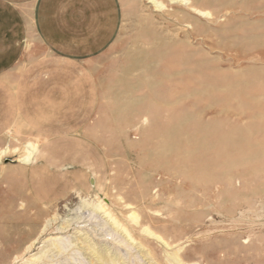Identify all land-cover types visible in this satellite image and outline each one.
I'll list each match as a JSON object with an SVG mask.
<instances>
[{"label": "rangeland", "instance_id": "rangeland-1", "mask_svg": "<svg viewBox=\"0 0 264 264\" xmlns=\"http://www.w3.org/2000/svg\"><path fill=\"white\" fill-rule=\"evenodd\" d=\"M118 9L87 55L0 17V264H264V0Z\"/></svg>", "mask_w": 264, "mask_h": 264}, {"label": "crops", "instance_id": "crops-1", "mask_svg": "<svg viewBox=\"0 0 264 264\" xmlns=\"http://www.w3.org/2000/svg\"><path fill=\"white\" fill-rule=\"evenodd\" d=\"M92 10L78 22H90L96 26L89 27L88 32H77L65 35L64 22H75L73 16L65 14L77 3ZM33 4L37 7L36 21L40 25L43 38L54 48L68 53L94 54L102 50L114 37L119 22L118 0H0V17L4 13L20 21L31 14ZM66 16L68 18H66ZM24 18V19H23ZM87 18V19H86ZM25 36V35H24ZM22 34H15L19 44Z\"/></svg>", "mask_w": 264, "mask_h": 264}, {"label": "bare ground", "instance_id": "bare-ground-1", "mask_svg": "<svg viewBox=\"0 0 264 264\" xmlns=\"http://www.w3.org/2000/svg\"><path fill=\"white\" fill-rule=\"evenodd\" d=\"M184 1H187V0H184ZM38 141H39V140H38ZM30 142H31V141H30ZM32 142H33V141H32ZM39 142H40V141H39ZM27 143H28V142H27ZM38 144H39V143H38ZM29 145L31 146V143H30ZM40 146H41V145H40ZM25 147H26V146H25ZM25 147H24V148H25ZM27 148H28V147H27ZM27 148H26V149H27ZM3 150H4V149H3ZM3 150H2V151H3ZM6 150H8V149H6ZM13 150H14V149H13ZM13 150H12V151H13ZM37 150H38V149H37ZM24 151H25V150H24ZM0 152H1V151H0ZM6 152H7V151H6ZM13 152H14V151H13ZM17 152H18V151H17ZM25 152H26V151H25ZM27 152H28V151H27ZM1 153H2V152H1ZM1 153H0V154H1ZM8 153H9V152H8ZM18 153H19V152H18ZM29 153H30V152H29ZM29 153H27V154H29ZM31 153H32V152H31ZM2 155H3V154H2ZM31 155H32V154H31ZM31 155H28L27 157H26V156H22V157H24V158L26 157L25 159L28 160V161L30 162V156H31ZM25 159H24V160H25ZM24 160H23V162H24ZM25 163H26V162H25ZM94 203H95V202H94ZM103 209H104V207H103L101 204L96 205V210H103ZM57 229H58V228H57ZM86 234H87V233H86ZM82 237H83V236H82ZM66 238H67V237H66ZM68 238H69V237H68ZM54 239H55V238H54ZM79 239H80V238H79ZM84 239H86V238H84ZM84 239H83V240H84ZM67 240H68V239H67ZM59 241H60V240H59ZM69 241H70V240H69ZM88 241L90 242V239H89ZM93 241H94V240H93ZM54 242H55V241H54ZM54 242H53V243H54ZM83 242H84V241H83ZM86 242H87V240H86ZM53 243H51L50 245H52ZM63 244H64V243H63ZM63 244H62V242H61V245H62V246H63ZM67 245H68V244H67ZM57 246H58V245H57ZM45 247H46V246H45ZM45 247H44V248H45ZM59 247L61 248V246H59ZM71 247H72V246H71ZM44 248H43V249H44ZM57 248H58V247H57ZM64 249H65V248H64ZM85 249H86V248H85ZM40 250L42 251V249H40ZM55 250H56V248H55ZM57 250H58V249H57ZM64 251H65V250H64ZM76 251H77V250H76ZM78 251H79V249H78ZM81 251H82V250H81ZM73 252H75V251H73ZM82 252H83V251H82ZM42 253H43V252H42ZM110 254H111V253H110ZM179 257H181V256L179 255ZM75 258H76V257H75ZM84 258H85V257H84ZM98 258H99V257H98ZM100 258L102 259L103 262H108V260L106 261L107 258H105L104 255H100ZM111 258H112V257H111ZM92 259H93V258H92ZM95 259H96V258H95ZM70 261H71V260H70ZM111 261H112L114 264H115V262H116V261L113 260V259H112ZM72 262H73V261H72ZM50 263H51V261H50ZM57 264H58V263H57ZM73 264H74V263H73ZM110 264H111V263H110Z\"/></svg>", "mask_w": 264, "mask_h": 264}]
</instances>
